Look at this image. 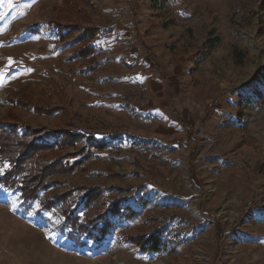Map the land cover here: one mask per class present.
I'll return each instance as SVG.
<instances>
[{
    "label": "rangeland",
    "instance_id": "374dc122",
    "mask_svg": "<svg viewBox=\"0 0 264 264\" xmlns=\"http://www.w3.org/2000/svg\"><path fill=\"white\" fill-rule=\"evenodd\" d=\"M262 2L0 0V123L12 113L104 142L78 143L85 170L40 197L99 188L90 207L84 192L66 205L114 228L99 242L71 237L59 210L17 214L0 189V264H264ZM53 22L98 29L84 43L94 54L76 58L82 30L62 43ZM19 89L28 106L10 98ZM138 236L166 248L143 253L126 241Z\"/></svg>",
    "mask_w": 264,
    "mask_h": 264
},
{
    "label": "trees",
    "instance_id": "16d2710c",
    "mask_svg": "<svg viewBox=\"0 0 264 264\" xmlns=\"http://www.w3.org/2000/svg\"><path fill=\"white\" fill-rule=\"evenodd\" d=\"M70 1L64 0V3L69 4ZM153 1L156 5L167 3V0ZM262 11H264V0ZM51 25L57 31L59 41L62 43L70 39L72 34L82 30L77 39L82 47L74 54L76 58L87 59L94 54L95 49L89 45H84V43L88 44L93 41L99 34L98 29H83L79 26L69 28L62 26L59 22H53ZM24 92L25 89H19L10 98H16L22 94V97L16 102L21 106H28L30 101L23 95ZM36 109L46 114H52L58 110L38 107ZM10 119L13 123H0V158L8 165V169L0 177V189L7 193L11 192L17 197L19 205L14 211L17 214L29 216L32 207L36 203H40L41 210L52 211L57 209L60 211L65 227L71 230V237L76 234L79 236L86 235L97 242L104 240L114 229L113 223L108 218L99 217L95 221L86 220L85 223H81L78 208L73 209L72 206L66 205L75 192H84L81 204L85 208L90 207L91 204H95V199L101 194V189L95 187L88 189L73 188L63 195L54 197L52 201L42 200L40 196L51 186L57 184L59 178L71 175L76 171L85 170L83 168L84 161L79 158H88L91 154L86 153L85 148L77 150L78 143L86 141L90 148L98 151L104 150L106 144L91 137L77 134L70 128L59 130L33 128L20 123L12 113L5 116V120ZM69 149L74 151L69 152ZM117 209L118 207L109 211L111 217L119 214L117 211L115 212ZM134 216L131 212L124 214L126 219L134 218ZM102 221L101 227L98 226ZM126 241L135 245L143 253L158 254L166 248V242H163L159 236H138L126 238Z\"/></svg>",
    "mask_w": 264,
    "mask_h": 264
},
{
    "label": "snow or ice",
    "instance_id": "6c2138e0",
    "mask_svg": "<svg viewBox=\"0 0 264 264\" xmlns=\"http://www.w3.org/2000/svg\"><path fill=\"white\" fill-rule=\"evenodd\" d=\"M13 63V61L11 60V58H9V66L11 65ZM30 71V70H29ZM4 79H5V77H4V75L2 74V73H0V86H2V84L4 83ZM5 167H7V166H5ZM3 171V169H0V172H2Z\"/></svg>",
    "mask_w": 264,
    "mask_h": 264
}]
</instances>
